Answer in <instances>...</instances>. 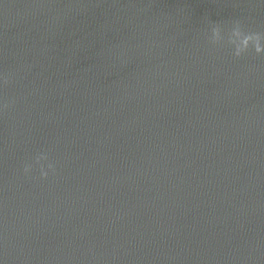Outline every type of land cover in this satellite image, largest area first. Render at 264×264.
I'll return each instance as SVG.
<instances>
[{"label":"clouds","instance_id":"clouds-1","mask_svg":"<svg viewBox=\"0 0 264 264\" xmlns=\"http://www.w3.org/2000/svg\"><path fill=\"white\" fill-rule=\"evenodd\" d=\"M222 29L219 23L213 22L211 28V42L213 44H218L223 39ZM264 40V33L260 32H245L243 26L239 21L234 23V26L231 28L228 35V43L234 46L233 55L237 58L241 57L246 53L251 45L254 52L257 55L264 54V45L261 44V41ZM7 83V80H5ZM8 104L3 105V109H7ZM48 157L46 154H40L36 157V162L40 163L42 160H46ZM54 166L50 163L48 168H53ZM24 173L27 174L31 171V165H25ZM48 173L43 170V165H41V177L47 178Z\"/></svg>","mask_w":264,"mask_h":264}]
</instances>
